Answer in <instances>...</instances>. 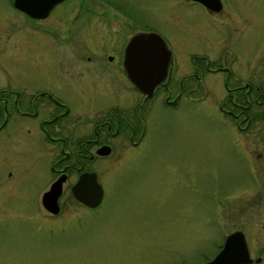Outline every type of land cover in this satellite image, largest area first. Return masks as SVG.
I'll return each instance as SVG.
<instances>
[{
  "label": "rangeland",
  "instance_id": "rangeland-1",
  "mask_svg": "<svg viewBox=\"0 0 264 264\" xmlns=\"http://www.w3.org/2000/svg\"><path fill=\"white\" fill-rule=\"evenodd\" d=\"M227 1L243 13L240 22L249 34L264 29V0ZM80 2L61 0L46 17L32 21L11 0H0V80L36 78L32 76L37 75L40 54L48 55L40 65L46 75H53L54 54L47 43L57 49L63 43L83 44L84 25L72 19ZM102 4L109 12L101 11L92 20L97 26L101 17L107 20L104 25L115 28L120 42L135 28L154 30L166 40L172 78L181 68L189 72L190 53L211 45L212 35L225 24L224 17L211 18L184 0ZM33 25L42 30L35 31ZM101 35L106 42L103 29ZM236 45L243 49L240 42ZM87 75L106 82L95 73ZM204 82L210 88L200 79L193 98L182 96L175 107L152 103L143 140L91 164L103 191L94 207L71 196L72 173L62 183L58 212L45 211L39 196L52 175L42 146L24 132L2 141L0 264H176V259L193 264L212 257L234 229L243 232L254 257L264 245V205L260 208L256 193L241 192L254 176L253 166L228 131L216 100L202 96ZM250 264H264V259Z\"/></svg>",
  "mask_w": 264,
  "mask_h": 264
},
{
  "label": "flooded vegetation",
  "instance_id": "flooded-vegetation-1",
  "mask_svg": "<svg viewBox=\"0 0 264 264\" xmlns=\"http://www.w3.org/2000/svg\"><path fill=\"white\" fill-rule=\"evenodd\" d=\"M184 1L199 5L211 18L224 17L225 24L212 35L211 45L190 53L189 72L183 73L181 68L179 75L172 78L170 63L164 80L146 95L130 81L122 60L128 38L135 32L150 30L135 28L120 42L115 28L104 25L107 20L101 17L100 26L92 20L101 11L109 12L103 0H81L76 14L78 17L80 13L81 18L75 15L72 19L76 20L73 23L84 25L80 28L83 44L63 43L57 49L47 43L54 54L50 68L53 75L45 74L46 67L40 64L44 59L48 61V55L40 54L39 65L34 68L37 75L32 76L36 78L21 75L15 80L1 78L0 156L2 141L18 138L22 132L31 134L30 141L42 146L49 162L47 170L52 178L47 187L58 175L65 174L63 183L73 173L68 184L70 191L80 172L93 171L96 178L92 163L111 157L115 149L126 148L125 152L127 147L143 140L152 103L158 101L175 107L182 96L193 98L191 94L204 78L210 88L204 82L202 96L216 100L217 110L230 126L228 131L253 166L254 176L241 192L256 193L261 208L264 205V29L249 34L250 29L240 22L243 13L232 8L227 0H218L217 9L197 0ZM11 5L14 7L12 0ZM14 8L24 19L32 21L43 19L51 10L44 17H32ZM128 19L132 22V16ZM39 27L33 25L32 29L41 31ZM102 29L108 35L106 42L101 41ZM236 42L243 44V49ZM88 73L104 77L107 86L105 81L96 80ZM8 127L16 131L11 133ZM103 149L107 152L100 153ZM249 256L252 260L246 264L260 263L264 259V245L257 248L254 257L250 252ZM256 257L259 259L254 261ZM175 261L183 264V259Z\"/></svg>",
  "mask_w": 264,
  "mask_h": 264
},
{
  "label": "water",
  "instance_id": "water-1",
  "mask_svg": "<svg viewBox=\"0 0 264 264\" xmlns=\"http://www.w3.org/2000/svg\"><path fill=\"white\" fill-rule=\"evenodd\" d=\"M61 0H12L17 9L32 17H44L51 7ZM211 9H217L218 0H197ZM122 64L126 75L138 90L150 95L166 77L170 64V50L163 38L156 32L138 31L132 34L123 50ZM103 149L100 153H106ZM65 174L58 175L40 195L42 207L49 213L59 209L57 198L61 192V183ZM72 196L87 207L96 206L102 196L101 185L95 179L93 171H82L70 185ZM256 257L254 261H257ZM252 259L249 256L246 240L241 230L226 233L216 253L199 264H245Z\"/></svg>",
  "mask_w": 264,
  "mask_h": 264
}]
</instances>
